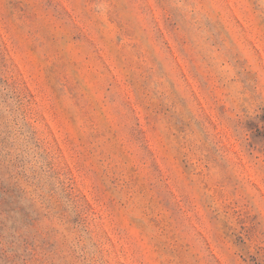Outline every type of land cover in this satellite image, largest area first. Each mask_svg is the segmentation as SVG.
Returning a JSON list of instances; mask_svg holds the SVG:
<instances>
[{
	"label": "rangeland",
	"instance_id": "rangeland-1",
	"mask_svg": "<svg viewBox=\"0 0 264 264\" xmlns=\"http://www.w3.org/2000/svg\"><path fill=\"white\" fill-rule=\"evenodd\" d=\"M0 264H264V0H0Z\"/></svg>",
	"mask_w": 264,
	"mask_h": 264
}]
</instances>
